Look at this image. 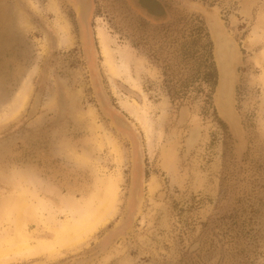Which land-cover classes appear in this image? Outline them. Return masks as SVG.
I'll return each instance as SVG.
<instances>
[{"label": "rangeland", "instance_id": "obj_1", "mask_svg": "<svg viewBox=\"0 0 264 264\" xmlns=\"http://www.w3.org/2000/svg\"><path fill=\"white\" fill-rule=\"evenodd\" d=\"M161 2L151 25L123 0H0V245L38 249L0 264H264V0ZM209 17L240 50L236 134Z\"/></svg>", "mask_w": 264, "mask_h": 264}, {"label": "water", "instance_id": "obj_2", "mask_svg": "<svg viewBox=\"0 0 264 264\" xmlns=\"http://www.w3.org/2000/svg\"><path fill=\"white\" fill-rule=\"evenodd\" d=\"M207 25L213 44V57L216 64L217 75H218L217 85L214 92V105L220 118L236 134L239 131V128L237 123V114L235 111V88L238 79L237 68L240 63V50L235 40L227 33V31L225 30L222 23L218 20L217 17H209V20L207 21ZM219 38H222L224 42L233 49V54L235 55L234 61H232L231 63L228 61V68L230 69V74L228 77V81H229V91H228L229 96H227L228 105L226 107H224L225 105L223 104L224 99H221L222 96L221 90H222V83L224 82V78H223V70H222L223 65L220 63L223 61L224 56L222 54V49L219 45ZM40 96H41L40 92H38L35 96L34 103L36 104V107L38 105ZM224 108H226L227 110H225Z\"/></svg>", "mask_w": 264, "mask_h": 264}, {"label": "bare ground", "instance_id": "obj_3", "mask_svg": "<svg viewBox=\"0 0 264 264\" xmlns=\"http://www.w3.org/2000/svg\"><path fill=\"white\" fill-rule=\"evenodd\" d=\"M219 45L222 49V54L224 56V59L223 61L220 63L223 65L222 67V70H223V78H224V82L222 83V90H221V99H224V102L223 104L225 105L224 107H226L228 104H227V100H228V97L229 94H228V91H229V81H228V77H229V74H230V69L228 68V61L231 63L232 61H234V54H233V49L224 42V40L222 38H219ZM100 46L102 48V51L104 53V55L107 57V65L109 67V70H111L112 72H114L116 75H121V76H126V80L128 81V83H130L129 86H131V84L133 86H135V83L133 82V80L131 78L128 77V68H127V65H126V62H124V60L122 59L121 60V64L120 65H116L114 64L113 62V57H112V53L110 52L109 48H108V40L102 35V38L100 39ZM116 65V66H115ZM125 80V81H126ZM127 83V82H126ZM137 83V82H136ZM136 87V86H135ZM129 105V104H128ZM127 105V106H128ZM31 106V105H30ZM33 109L36 108V104H33ZM124 107V106H123ZM126 107V106H125ZM132 107V106H130ZM134 108V107H133ZM124 109V108H123ZM132 109V108H130ZM225 110H227L226 108H224ZM133 110H136V109H133ZM132 111V110H131ZM132 113V112H131ZM134 115V112L132 113ZM131 114V115H132ZM137 114V113H136ZM135 117H139L134 115ZM141 117V116H140ZM147 118V117H146ZM144 118V119H146ZM141 119H143V116L142 118H140L139 120L141 121ZM143 119V120H144ZM141 121L142 124L144 123V121ZM148 120V118H147ZM146 120V121H147ZM145 121V123H146ZM140 122V123H141ZM147 125V124H145ZM141 126H144V125H141ZM145 127V126H144ZM148 127V126H147ZM146 127V128H147ZM144 129V128H143ZM148 129V128H147ZM193 135V134H192ZM191 135V136H192ZM190 138V137H189ZM194 141V140H193ZM190 150H188L187 152H189ZM111 185V184H110ZM107 200V199H106ZM107 207V206H105ZM110 207V205H109ZM86 220V219H85ZM83 226V225H82ZM82 226H80L79 229L82 228ZM85 227V226H83ZM64 227H62L63 229ZM79 231V230H78ZM81 232L77 233V231L74 233L75 236L77 235H80ZM72 239V237L70 236H67L66 234L64 233H61V235L59 236L58 238V243L60 245H64L68 242V240ZM23 241V240H22ZM1 244V242H0ZM6 244V243H5ZM40 250H47V248H42ZM38 252V249L35 248V247H30V246H27V244H24V243H21V244H17L15 246V248L11 251H9L8 249L6 250L5 248H3L1 245H0V260L1 259H13V258H21V257H24L26 255H32L34 253H37ZM9 253H12V254H9Z\"/></svg>", "mask_w": 264, "mask_h": 264}, {"label": "flooded vegetation", "instance_id": "obj_4", "mask_svg": "<svg viewBox=\"0 0 264 264\" xmlns=\"http://www.w3.org/2000/svg\"><path fill=\"white\" fill-rule=\"evenodd\" d=\"M123 2L133 14L148 24L155 25L164 22L167 12L161 0H152V2L150 0H123Z\"/></svg>", "mask_w": 264, "mask_h": 264}]
</instances>
